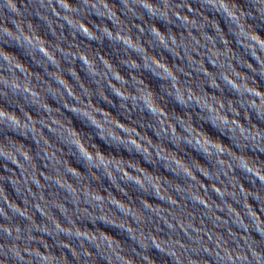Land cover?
Returning <instances> with one entry per match:
<instances>
[{
  "label": "clouds",
  "instance_id": "clouds-1",
  "mask_svg": "<svg viewBox=\"0 0 264 264\" xmlns=\"http://www.w3.org/2000/svg\"><path fill=\"white\" fill-rule=\"evenodd\" d=\"M0 264H264V0H0Z\"/></svg>",
  "mask_w": 264,
  "mask_h": 264
},
{
  "label": "water",
  "instance_id": "water-1",
  "mask_svg": "<svg viewBox=\"0 0 264 264\" xmlns=\"http://www.w3.org/2000/svg\"><path fill=\"white\" fill-rule=\"evenodd\" d=\"M113 119L115 120V115L113 114Z\"/></svg>",
  "mask_w": 264,
  "mask_h": 264
}]
</instances>
